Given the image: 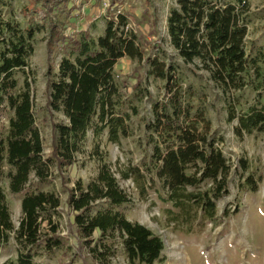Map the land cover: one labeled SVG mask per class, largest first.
<instances>
[{"label":"trees","instance_id":"16d2710c","mask_svg":"<svg viewBox=\"0 0 264 264\" xmlns=\"http://www.w3.org/2000/svg\"><path fill=\"white\" fill-rule=\"evenodd\" d=\"M38 1L48 23V52L55 58L61 57L54 79L48 82L47 112L50 119L61 113L65 122L52 123L50 152L45 154L33 112L27 62L33 54L31 42L35 32L0 20V179L8 180L11 194H23L22 217L15 231L20 251L15 262L2 264H33L38 250L52 255L64 246L58 224L53 221L61 207L59 198L53 193H25L26 188L31 176L45 182L52 178L53 168L63 177L66 170L77 166V156L89 132L96 139L107 129L110 142L127 136L125 121L129 115L118 117L114 110L115 99L120 97L115 67L126 57L144 61L147 76L163 82V98L152 104V116L146 124L150 165L144 167L145 174L133 168L122 174V179L132 177L140 181L142 193L145 186L156 189L161 203L178 210L176 214L168 211L174 223L189 224L193 220L192 210L201 211L207 220L213 219L216 202L228 194L232 166L211 137L204 90L192 84L183 85L179 68L165 62L166 55L160 45L149 47L155 54L144 59V40L125 29L132 20L130 10L123 8L116 15L108 13L103 34L94 39L86 29L79 34H66L68 29L76 30L80 18L57 22L52 16L68 0ZM116 6L121 7L117 0L109 1V11ZM176 6L167 17V35L177 57L194 77L206 74L211 89L220 90L227 99V120L237 118V135L263 133L261 96L247 113L235 114L238 100L246 89H256L255 84L260 82L264 91L261 58L251 57L244 49L249 11L246 2L176 0ZM16 72L25 73L28 79L22 90L18 89ZM131 111L132 115L136 114L134 108ZM96 149L97 146L93 151ZM4 165L8 167L6 174ZM245 168L243 165L242 169ZM207 183L210 186L204 189ZM245 183L255 191L257 181L252 176ZM157 184L159 189L155 188ZM65 190L64 206L72 217L69 226L77 240L79 256L85 252L94 264H111L114 242L118 239L130 264L159 261L163 242L117 210L130 203V198L107 165L100 166L89 183L84 184L78 178L72 188ZM101 202L107 207L93 213ZM13 230L0 189V250L8 243Z\"/></svg>","mask_w":264,"mask_h":264},{"label":"rangeland","instance_id":"374dc122","mask_svg":"<svg viewBox=\"0 0 264 264\" xmlns=\"http://www.w3.org/2000/svg\"><path fill=\"white\" fill-rule=\"evenodd\" d=\"M109 1L68 0L67 5L54 11L52 16L57 22H72L74 18H80L76 30L68 29L66 34H79L86 29L96 39L104 32L109 20L108 13L116 15L123 8L130 10L132 20L128 21L125 29L132 30L144 40V59L155 54V50H150L149 47L160 45L166 55L165 62H171L179 68L183 85L192 84L195 88L204 90L206 96L203 101L206 117L211 124V137L232 166L228 194L216 202L213 219L207 220L201 211L195 213L192 210L193 220L189 224H181L171 221L172 215L168 211L176 214L178 210L170 204L161 203L155 193L156 189L145 186L142 193L140 181L132 177L122 179V174L133 168L145 174L144 167L150 165L151 148L146 145V124L152 116V104L163 98V82L147 76L148 69L144 61L123 58L115 67V82L120 97L115 99L114 110L118 117L129 115L125 121L127 136L119 137L117 142H110L107 129L96 139L89 132L87 141L77 156V166L66 170L63 177L58 175L55 168L49 181L39 182L31 176V183L25 193H53L59 198L61 207L59 213L53 216V221L58 224L60 235L64 238V246L52 255L46 254L42 249L38 250L33 264H94L85 252L82 256L78 255L80 251L77 249V240L69 226L72 217L67 214L64 206L67 197L65 189L72 188L74 180L78 178L84 184L89 183L104 164L111 169L119 187L130 198V203L117 210L128 221L144 226L163 242L160 259L154 264H264V132L237 135V118L233 121L227 120V99L220 90L211 89L206 74L194 77L177 57L169 45L167 35V17L177 7L176 0H117L121 7H113L111 11L108 8ZM212 1L222 4L237 2ZM240 1L246 2L249 10L245 52L250 53L251 57L260 56L259 65L264 71V0ZM0 20L16 23L22 30L31 28L35 32L31 42L33 54L27 62L33 94V112L47 154L50 152L52 140V123L65 122L61 113L50 119L47 112L48 82L54 79L61 57L55 58L48 52V23L38 0H0ZM15 79L18 80V89L22 90L25 80H28L26 74L16 72ZM255 86L256 89H246L239 98L235 107L236 116L247 113L258 96H261V103H264V91L261 90L260 82ZM148 95L149 98L146 97ZM132 108L136 110L135 115H132ZM4 127L6 129V122ZM95 146L97 149L93 151ZM243 165L245 170L242 169ZM7 171L8 167L4 165V174ZM248 176L257 181L255 191L250 190L245 183ZM209 186V183L205 184L204 189ZM159 187L157 184L155 188ZM0 189L14 229L9 234L8 243L0 250L2 264L15 262L20 251L15 241V231L22 217L23 194H11L5 177L0 179ZM161 194L165 196L162 191ZM106 207V204L98 203L93 213ZM43 227L46 228L47 224ZM114 250L111 264H130L118 239L114 242Z\"/></svg>","mask_w":264,"mask_h":264}]
</instances>
